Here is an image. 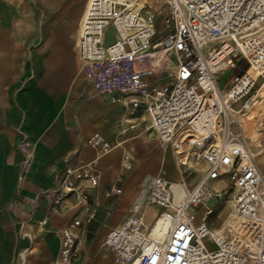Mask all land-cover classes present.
Returning <instances> with one entry per match:
<instances>
[{
  "label": "built area",
  "instance_id": "built-area-1",
  "mask_svg": "<svg viewBox=\"0 0 264 264\" xmlns=\"http://www.w3.org/2000/svg\"><path fill=\"white\" fill-rule=\"evenodd\" d=\"M161 9H166L161 16L167 30L159 37L156 21ZM108 37H112L109 42ZM75 52L80 70L97 94L122 102L129 118L142 109L148 116L149 131L158 141L182 142L206 165L180 200L164 175L144 178L132 213L105 235L104 246L116 261L264 264V173L255 163L242 124L230 109L234 105L246 110L255 89L264 87V0H167L157 10L140 7L135 0H87ZM158 52L174 57L173 69L162 62L156 65ZM241 60L246 67L233 73ZM165 71L170 73V81H166ZM226 71L232 74L220 85L217 78ZM91 140L103 152L112 149L99 133ZM130 163L125 156L124 165ZM69 175L76 180L87 178L92 187L99 182L90 169L67 167L62 188L47 195L48 203L53 204L50 211L68 209L61 201L73 193L90 221L93 213L87 194ZM225 178L233 215L214 235L209 227V217L214 214L210 202L228 191L225 187L211 190L209 183ZM146 206L158 208L152 223L161 219L166 224L161 241L148 234ZM190 206L202 207L199 221ZM46 222L43 219L40 224ZM79 225L80 219L75 218L62 229L59 252L49 264H73L80 259ZM208 234L213 247L203 241ZM23 259L21 254L17 262L23 264Z\"/></svg>",
  "mask_w": 264,
  "mask_h": 264
},
{
  "label": "crops",
  "instance_id": "crops-1",
  "mask_svg": "<svg viewBox=\"0 0 264 264\" xmlns=\"http://www.w3.org/2000/svg\"><path fill=\"white\" fill-rule=\"evenodd\" d=\"M86 2L0 0V264H19L21 254L23 264H49L59 252L62 229L75 218L80 219V259L73 264H120L104 246L105 235L132 213L142 181L155 170L143 149L153 136L147 114L141 109V121L136 122L138 112L129 118L122 102L97 94L80 70L75 38ZM260 120L250 121L248 133L264 132ZM95 133L110 143L109 152L93 144ZM134 138L141 140L126 144ZM171 146L153 175L186 184L180 168L183 147ZM256 148L264 171L263 147ZM126 151L133 157L130 167L124 165ZM69 166L99 177L92 187L87 178L69 175L87 194L90 221L73 193L61 201L68 209L50 211L47 195L62 188ZM144 213L148 234L161 241L158 227L166 235V224L152 223L158 208L146 206ZM43 219L47 222L41 225Z\"/></svg>",
  "mask_w": 264,
  "mask_h": 264
},
{
  "label": "rangeland",
  "instance_id": "rangeland-1",
  "mask_svg": "<svg viewBox=\"0 0 264 264\" xmlns=\"http://www.w3.org/2000/svg\"><path fill=\"white\" fill-rule=\"evenodd\" d=\"M137 3L140 5V7H146V6H150L152 8H154L155 10L159 9L165 2L166 0H136ZM166 10V9H163ZM162 9L158 12L157 15V28L158 31L157 32V36H162L165 34L167 27L165 26V19L161 16L162 14H164V11ZM165 16V15H164ZM112 34V33H111ZM109 34V35H111ZM112 37H108L107 41H111ZM238 66L234 69L233 73H237L241 68H243V66L245 65L244 61H240L239 63H237ZM174 67V57H172L170 66L168 67L169 69H173ZM163 75H167L166 81H170V76H168V74H170L169 72L165 71L163 72ZM231 71H226L223 75H219L218 76V80H219V84L223 85V83L229 78V76L231 75ZM263 87V86H262ZM259 88V87H258ZM253 102L250 104V106H248V108L243 112L242 115L239 114V118H242V121L244 123V128H245V132L247 131V127L250 123V121L254 118V119H262L264 116V87L261 91L257 92V88L255 91V95H252ZM237 110L240 107H235ZM141 113V111H139L136 116H138V119H136V122L141 121V115L139 116V114ZM261 121V120H260ZM261 123V122H260ZM143 128V127H141ZM257 129V128H256ZM141 140L140 138H134L132 140H130L129 142H127L126 144L129 145V143L131 142H137ZM211 140H209L208 143H210ZM247 142L250 144V142L247 140ZM175 143V142H174ZM180 144L182 145V149L178 148V151H183L182 153H180V158L182 159V162H180V168L182 170L184 179L186 181V184L188 187H192L193 185L196 184V182L200 179L201 175L204 172L205 169V165L198 161L194 154H193V149H190V147L184 145L182 142H180ZM257 144L259 146H262L263 148V152H264V132H260V136L258 138ZM257 144H251V148L252 150L256 151V145ZM143 149L145 151V153L148 155L147 158L151 161V159H153L152 165L153 168H155V170L153 171H149L148 173H150L149 175H153V173H157L160 172V164L161 161L163 159H167L168 157V153L172 150V146L171 143H162L160 141H158L156 139L155 136H152V140L149 141L148 143L143 145ZM256 156L255 159L258 155H260V151L257 149V151L255 152ZM125 156L129 157L130 162H133V157L131 155L128 154V152L126 151ZM158 156V158H156ZM174 159V158H173ZM176 160V158H175ZM179 160V159H178ZM264 166V165H263ZM138 168L141 169L143 168V163L141 162L138 165ZM228 180L225 178L223 179L219 184H215L214 187L212 186V190H218V189H222V188H227V193H223L220 198H216L213 199L210 203L214 206V214H212L209 218V227L210 228H214V229H223L226 224L229 222V220L232 217V209H230V203L228 202V200L230 199V193H231V189L229 184L227 183ZM190 212L194 214V216L197 218V220L199 221L200 219V215L203 212L202 207H198V208H190ZM151 216H153L154 212L152 210H150ZM157 215V214H156ZM155 218V216H154ZM213 221V222H211ZM208 245L210 247L212 246V243L210 240H208Z\"/></svg>",
  "mask_w": 264,
  "mask_h": 264
},
{
  "label": "bare ground",
  "instance_id": "bare-ground-1",
  "mask_svg": "<svg viewBox=\"0 0 264 264\" xmlns=\"http://www.w3.org/2000/svg\"><path fill=\"white\" fill-rule=\"evenodd\" d=\"M136 1V0H135ZM167 1V0H166ZM137 2V1H136ZM156 26H157V21H156ZM156 58H155V63H156V65H158V64H160L161 62L163 63V65H165L167 68L170 66V63H171V60H172V58L170 57V56H168V55H164V53L163 52H158L157 54H156V56H155ZM263 89V87H260V88H257V92L258 91H261ZM255 91H256V89H255ZM255 91L253 92V95H255ZM251 102H253V99H251ZM249 106H250V104H249ZM230 109L232 110V112L236 115V117L239 119V121H240V123L242 124V128H243V131H242V133H243V135H244V137L250 142V144L248 143V147L249 146H251V144L253 143V144H256L257 143V141H258V138H259V136H260V132L261 131H257V132H255V133H253V134H251V133H248V131H246L245 132V126H244V123H243V121H242V118H239V114L240 115H242L243 114V112H242V109L241 108H239L238 110L235 108V106L234 105H231L230 106ZM254 119V118H253ZM261 125H262V127H264V116H263V118L261 119ZM261 127V128H262ZM148 131H149V128H148ZM150 132V131H149ZM151 133V132H150ZM248 136V137H247ZM215 137H216V140L218 141L219 139H218V136H217V134H215ZM176 143H178V144H180V142H176ZM165 144V143H164ZM249 149H250V147H249ZM250 151H251V153H252V155H253V158H254V160H255V163L257 164V166H258V168L260 169V167H259V165H258V163H257V161H256V159H255V153H253V151L250 149ZM259 159V158H258ZM131 164H132V162L128 165V167H130L131 166ZM260 171L261 172H263L264 173V171H262L261 169H260ZM171 184H172V186H173V192H174V195H175V198L176 199H181L182 198V196H183V193L185 192V190L187 189V188H189L185 183H183V182H171V181H169ZM214 181H211L210 183H209V189H210V185L213 183ZM212 190V189H211ZM189 208H193V206H190ZM232 214H233V211H232ZM195 219H196V221H198L197 220V218L195 217ZM158 230L162 233V236H161V239L163 240L165 237L164 236H166V235H164L165 234V231L161 228V226L160 227H158ZM221 230L222 229H214V228H212L211 229V231L210 232H212L214 235H218L220 232H221ZM154 231V230H153ZM154 233H156V232H154ZM159 233V232H158ZM158 233H157V235H158ZM160 233V234H161ZM152 235H154V234H152ZM150 236V235H149ZM160 236V235H159ZM152 238V237H151ZM209 238H210V235L208 234L204 239H203V241H207V240H209ZM156 239H157V237H156ZM134 264H136V262L134 263Z\"/></svg>",
  "mask_w": 264,
  "mask_h": 264
},
{
  "label": "trees",
  "instance_id": "trees-1",
  "mask_svg": "<svg viewBox=\"0 0 264 264\" xmlns=\"http://www.w3.org/2000/svg\"><path fill=\"white\" fill-rule=\"evenodd\" d=\"M243 67H246L245 65Z\"/></svg>",
  "mask_w": 264,
  "mask_h": 264
}]
</instances>
